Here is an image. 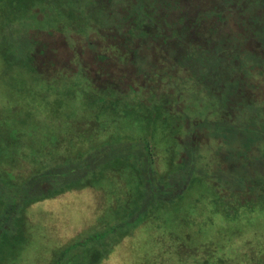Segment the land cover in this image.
I'll list each match as a JSON object with an SVG mask.
<instances>
[{"label":"trees","instance_id":"16d2710c","mask_svg":"<svg viewBox=\"0 0 264 264\" xmlns=\"http://www.w3.org/2000/svg\"><path fill=\"white\" fill-rule=\"evenodd\" d=\"M25 1L0 0V264H264V0ZM92 191L65 241L57 202Z\"/></svg>","mask_w":264,"mask_h":264},{"label":"rangeland","instance_id":"374dc122","mask_svg":"<svg viewBox=\"0 0 264 264\" xmlns=\"http://www.w3.org/2000/svg\"><path fill=\"white\" fill-rule=\"evenodd\" d=\"M9 1H11V0H9ZM19 1L21 2V4H18V5L24 4V6H25V4L27 3L25 0H19ZM36 3H38V0H36ZM4 8L6 11L7 10L6 5ZM121 12H122V10H120V13ZM120 13L118 11L117 14H120ZM120 15H124V12H122ZM69 92H70V89H69ZM16 96L19 97V95H16ZM15 99H13V100H15ZM1 107L2 106H0V108ZM76 196L77 197L68 195L69 199L67 198L65 200H62L60 203H59V201L57 202V204H59L60 206L62 204L64 207H69L68 209L70 211V212L69 211L66 212V209H64V210L59 209V211L55 212V218L57 219V222H58L57 228H60V230L63 233H65L68 237L65 241H69L71 238L75 237V235H77V233H79L78 231L86 229L87 226H89V225H86V223L89 224V221H91L93 219L92 213H94L96 211H101L103 206H104V197L102 194H98V193L95 194V192L92 191L91 193L87 194L88 197L86 195H82V194H78V195L76 194ZM71 213H74L75 216H77V215L80 216V215L84 214V217L81 216V219L79 222H77V224L72 225V226L71 225L68 226L66 224V220L72 218ZM220 219L225 220L223 218V216H221ZM68 227H69V229H68ZM233 229H234V226L231 225V230H233ZM247 236H248V238H250V237H252V234L248 233ZM27 264H32V263L27 262Z\"/></svg>","mask_w":264,"mask_h":264}]
</instances>
